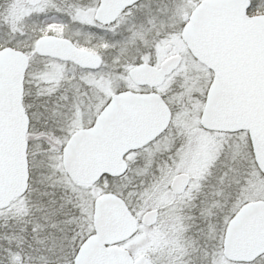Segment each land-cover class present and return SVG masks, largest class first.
I'll return each mask as SVG.
<instances>
[{"label":"snow or ice","instance_id":"1","mask_svg":"<svg viewBox=\"0 0 264 264\" xmlns=\"http://www.w3.org/2000/svg\"><path fill=\"white\" fill-rule=\"evenodd\" d=\"M0 264H264V0H0Z\"/></svg>","mask_w":264,"mask_h":264}]
</instances>
